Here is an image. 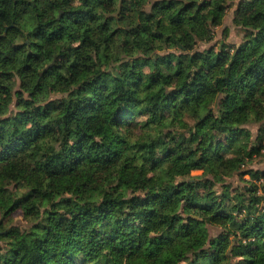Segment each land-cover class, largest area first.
<instances>
[{"label":"trees","instance_id":"16d2710c","mask_svg":"<svg viewBox=\"0 0 264 264\" xmlns=\"http://www.w3.org/2000/svg\"><path fill=\"white\" fill-rule=\"evenodd\" d=\"M230 5L0 0V264H264V0L215 40Z\"/></svg>","mask_w":264,"mask_h":264},{"label":"rangeland","instance_id":"374dc122","mask_svg":"<svg viewBox=\"0 0 264 264\" xmlns=\"http://www.w3.org/2000/svg\"><path fill=\"white\" fill-rule=\"evenodd\" d=\"M232 5V4H231ZM232 19V13H226L225 17H224V21H223V25L216 27V36H215V40H218L219 38H221V31L223 26H228L230 28L229 31V36H228V41H238L240 38V34L239 31L236 27H234L232 25L231 22ZM258 124H254L251 126V137H254L256 135L257 132V127ZM263 142H264V137H263ZM248 168H254V169H261L264 170V151L261 155L255 156L248 164L247 166ZM245 168V167H244ZM201 171L200 170H194L192 171V174H199ZM247 177V176H245ZM227 181L232 182L234 186L240 185L242 184V181L238 178V176L234 175L230 178H227ZM12 222L13 223H18L19 225H21L22 227L26 226V221L24 220V218L20 215V212L17 211L13 214L12 216Z\"/></svg>","mask_w":264,"mask_h":264},{"label":"crops","instance_id":"0c3cea01","mask_svg":"<svg viewBox=\"0 0 264 264\" xmlns=\"http://www.w3.org/2000/svg\"><path fill=\"white\" fill-rule=\"evenodd\" d=\"M239 0H229V4H232L230 5L227 13L231 12L232 15H233V12H234V9L236 8V3L238 2Z\"/></svg>","mask_w":264,"mask_h":264}]
</instances>
